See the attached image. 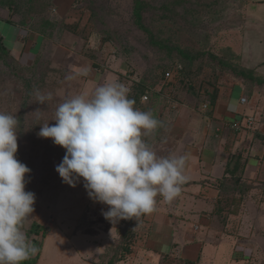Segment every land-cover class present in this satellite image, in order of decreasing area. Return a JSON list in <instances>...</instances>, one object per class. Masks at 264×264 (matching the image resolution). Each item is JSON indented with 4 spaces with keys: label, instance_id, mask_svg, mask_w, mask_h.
<instances>
[{
    "label": "rangeland",
    "instance_id": "1",
    "mask_svg": "<svg viewBox=\"0 0 264 264\" xmlns=\"http://www.w3.org/2000/svg\"><path fill=\"white\" fill-rule=\"evenodd\" d=\"M143 2L146 4L143 23L156 41L177 46L192 55L209 52L237 69L251 71L264 79V60L255 62L242 49L248 30L247 0ZM132 9L133 0H52L43 13L36 14L24 29H19L2 22L9 12L0 8V34L11 51L7 64L0 63V113L14 115L19 121L16 158L31 170L25 191L35 194L34 212L23 223L22 231L26 234L32 223L47 229L44 238H28L37 250L40 247L36 264L145 263V258L137 252L124 255L120 248V236L126 230L135 232L133 238H128L131 247L141 240L140 231L146 228H140V221L122 220L114 235L104 237V230L112 223H106L105 218L93 212L95 202L89 199L83 180L72 188L55 171L65 150L51 139L39 137L38 132L46 123L55 124L58 105L74 95L90 97L97 86L112 82L129 87L132 97L141 82L148 91V99L142 101L143 93L134 107L151 112L158 121L157 117L163 115L167 121H173L178 109L190 103L198 104L202 111L206 92H211L210 84L219 74L217 67L206 60L207 56L190 63L176 52H166L152 44L135 25ZM62 25H72L74 33ZM176 65L192 72V76L180 75ZM222 75L225 82L217 85L219 92L233 91L237 86L248 89L252 84L231 73ZM255 83L256 90L264 94V83ZM37 91L45 96L51 93L52 99L39 104ZM216 223L223 232L218 237L231 235L227 233L232 228L226 227V213H221ZM191 226L190 223L187 227ZM194 231H197L195 227ZM237 236L254 240L253 233ZM242 242L238 243L240 247ZM231 247L222 245L218 252L206 253L215 256L211 260L214 264H226L227 255L232 254ZM202 263L211 264L205 260ZM147 264L181 263L150 260Z\"/></svg>",
    "mask_w": 264,
    "mask_h": 264
},
{
    "label": "crops",
    "instance_id": "2",
    "mask_svg": "<svg viewBox=\"0 0 264 264\" xmlns=\"http://www.w3.org/2000/svg\"><path fill=\"white\" fill-rule=\"evenodd\" d=\"M245 9L248 30L242 49L259 62L264 60V0H247ZM256 88L257 84H251L248 89L237 86L233 91L218 92L210 116L191 103L178 109L173 121H167L165 115L156 116L159 126L144 137L146 143L158 156L186 155L188 179L177 198L167 202L157 196L155 211L138 220L140 228L147 230L140 231L141 240L130 247V253L145 258L144 264L150 260L214 264L215 256L207 253L218 252L222 245H232L226 264H264V94ZM246 117H253L251 126H244ZM234 122H242L241 130L230 128ZM227 166L231 173L225 174L230 179L225 192L219 187ZM107 209L95 202L92 210L103 217L102 211ZM231 209L236 212L229 213ZM221 213H226V227L232 229L227 231L231 235L218 237L223 233L216 227ZM190 223L191 228L187 227ZM121 224H110L103 236L114 235ZM251 233L252 241L237 236Z\"/></svg>",
    "mask_w": 264,
    "mask_h": 264
},
{
    "label": "clouds",
    "instance_id": "3",
    "mask_svg": "<svg viewBox=\"0 0 264 264\" xmlns=\"http://www.w3.org/2000/svg\"><path fill=\"white\" fill-rule=\"evenodd\" d=\"M129 93L125 84L112 82L97 86L90 97L66 98L55 124L38 132L65 150L55 167L62 182L74 188L82 179L89 199L108 207L102 215L112 224L151 214L157 196L171 202L188 179L186 155L158 156L146 143L159 121L136 109ZM36 99L43 104L52 94L37 91ZM18 124L16 116L0 113V264H22L38 251L22 231L35 194L25 191L31 170L16 158Z\"/></svg>",
    "mask_w": 264,
    "mask_h": 264
},
{
    "label": "trees",
    "instance_id": "4",
    "mask_svg": "<svg viewBox=\"0 0 264 264\" xmlns=\"http://www.w3.org/2000/svg\"><path fill=\"white\" fill-rule=\"evenodd\" d=\"M52 3V0H0V8L6 10L9 12L8 18L5 20H2V22L18 27L19 29H24L30 19L35 16L36 14H41L43 11L47 9V7ZM145 3L143 0H133V9H132V17L135 25L143 31L146 35L147 38H149L150 42L154 45H157L161 48V50H166V52H176L180 57L186 61L195 62L196 60H199L201 58H204L207 56L208 61L211 62V64H214V66L217 67L219 74L214 77L213 82L210 84L211 86V92L206 94L207 96V101H204V103L207 105V115H211V110L215 106L216 100L218 98V88L217 85L220 82H225L224 76L222 74L231 73L233 76L236 78L241 79L244 82L247 83H254L257 82L258 84H263L264 79H261L262 77L258 76L257 74L252 73L251 71H246L244 69H237L234 65H232L229 61L224 60L223 58L219 56H215L209 52H202V53H196L192 55L189 51L181 49L177 46H170L165 44L164 42L156 41L152 31L145 26L143 23V18H142V11L145 7ZM72 25H62V28L74 33ZM11 51L9 48H7L4 44V37L0 34V63L1 64H7V59L11 58ZM216 64V65H215ZM176 68L178 69V73L182 76H187L190 77L192 76V72L190 71H183L182 67L179 65H176ZM201 73V71L198 69V75ZM214 74V73H213ZM215 75V74H214ZM227 75V74H226ZM189 87V85H188ZM137 92L136 94H133L132 97H129L130 99H134L135 102L138 101L139 97L145 93L144 91V85L143 83H139L136 85ZM136 104V103H135ZM195 107L197 105H194ZM196 108L199 109L197 106ZM201 110V109H200ZM231 169L229 166H227L225 173H224V178L222 179V183H220V189H224L226 192V187L225 185L227 182L230 180L227 177H225V174H230ZM227 205L224 204L223 207H226ZM232 208V206H230ZM222 209V208H221ZM236 210L231 209L229 213H234ZM130 223L131 221L134 220H129ZM47 229L37 223H32L30 228L26 232L27 238L33 237V236H41L44 238L46 236ZM135 236V232L132 230H126L122 235L120 236V244H121V251L123 252L124 255H128L130 253V247H131V241L128 240L133 238ZM33 240V239H31ZM38 251L35 256L31 257L30 259L22 262V264H36L39 254H40V247H38Z\"/></svg>",
    "mask_w": 264,
    "mask_h": 264
},
{
    "label": "built area",
    "instance_id": "5",
    "mask_svg": "<svg viewBox=\"0 0 264 264\" xmlns=\"http://www.w3.org/2000/svg\"><path fill=\"white\" fill-rule=\"evenodd\" d=\"M147 94H148V91H145L144 95L141 97L142 101H146L148 99ZM240 101H241V103H244L245 98H241ZM201 108H202V111H205L207 109V105L203 104L201 106ZM242 122H234L230 125V128L234 131H239L242 128V125H241ZM253 122H254L253 117H246L244 120V123H245L244 126H246V125L251 126ZM263 144H264V138H263ZM195 229H198V227L195 226Z\"/></svg>",
    "mask_w": 264,
    "mask_h": 264
}]
</instances>
